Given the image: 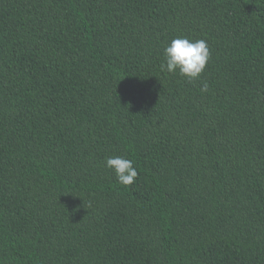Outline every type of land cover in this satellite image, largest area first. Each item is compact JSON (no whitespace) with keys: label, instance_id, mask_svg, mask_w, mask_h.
Here are the masks:
<instances>
[{"label":"trees","instance_id":"trees-1","mask_svg":"<svg viewBox=\"0 0 264 264\" xmlns=\"http://www.w3.org/2000/svg\"><path fill=\"white\" fill-rule=\"evenodd\" d=\"M0 264H264V0H0Z\"/></svg>","mask_w":264,"mask_h":264},{"label":"clouds","instance_id":"clouds-1","mask_svg":"<svg viewBox=\"0 0 264 264\" xmlns=\"http://www.w3.org/2000/svg\"><path fill=\"white\" fill-rule=\"evenodd\" d=\"M209 60L210 51L205 40L191 41L187 38H176L165 48L161 70L168 74L178 73L191 82L200 79ZM208 89V83L202 81L200 91L206 93ZM106 166L115 173L120 185L131 186L138 177L133 162L125 157H107Z\"/></svg>","mask_w":264,"mask_h":264}]
</instances>
